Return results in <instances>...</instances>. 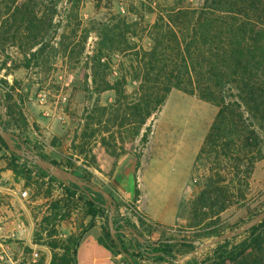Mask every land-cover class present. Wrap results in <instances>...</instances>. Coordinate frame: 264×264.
Listing matches in <instances>:
<instances>
[{"label": "trees", "instance_id": "obj_1", "mask_svg": "<svg viewBox=\"0 0 264 264\" xmlns=\"http://www.w3.org/2000/svg\"><path fill=\"white\" fill-rule=\"evenodd\" d=\"M91 1L98 13L105 2H113ZM118 2L117 13H102L100 18L82 23L79 19L82 0H0V36H6L13 44L17 41L24 69L49 51L68 60H79L85 55L83 65L89 73L91 91L114 95L109 106L95 104L83 114L82 143L77 147L80 151H76L75 136L71 154L64 163L40 152L36 154L92 183V174L75 168L73 162L84 157L81 160L84 165L99 168L97 156L87 161L83 147L102 129L109 133L116 126L118 138L120 131L129 138L127 145L118 149L116 145L111 150L104 149L110 157V169L102 174L109 179L117 160L132 151L135 139L139 138L142 146L148 143L147 123L160 112L171 91L195 95L217 109L194 160L195 165L203 163L210 173L190 208V227L201 228L204 233L191 238L166 237L171 229L138 217L139 227L144 231L159 232V239L150 241L129 220L116 215L113 220L116 230L124 223L145 243L139 244L118 232V242H114L99 194L89 192V197L75 185L65 186L33 164L28 169V161L9 153L1 138L0 151L8 153L5 170L14 176L35 172L49 183H57L65 199L82 202L90 219L85 230L93 226L95 218H101L102 240L116 253L126 255L134 263L140 259L175 264L177 254L185 256L195 246L170 241H195L221 234L215 229V219L229 205L245 201L251 170L257 161L264 159V0H201L197 7L186 0ZM91 37V48L86 51ZM114 57L120 59L115 68ZM112 74L116 75L113 79ZM128 82L136 85L130 95L125 91ZM9 99L7 92L4 99L7 119L0 117L6 131L13 127ZM106 139L99 138L102 147L108 146ZM110 139L116 141L114 135ZM136 159L137 165L139 157ZM225 168L228 170L224 175ZM110 195L117 210L121 203L114 194ZM138 197L135 188L134 202ZM61 202L49 206L54 211V220L64 219L59 213ZM81 235L59 241L54 234H48L49 239H54L47 243L48 264H75V249ZM242 235L245 237L238 242L235 240L241 235L214 245L211 255L198 264H264V221Z\"/></svg>", "mask_w": 264, "mask_h": 264}, {"label": "rangeland", "instance_id": "obj_2", "mask_svg": "<svg viewBox=\"0 0 264 264\" xmlns=\"http://www.w3.org/2000/svg\"><path fill=\"white\" fill-rule=\"evenodd\" d=\"M118 1L113 0L109 4L105 2L102 11L98 13L91 0H82L79 6V19L85 23L89 19L100 18L102 13H117L120 8ZM186 1L193 7L201 4V0ZM149 21L151 22L152 18H149ZM9 40L6 36H0V94L4 101L8 92L9 106L13 109V127L12 130L7 131L17 135L19 139L21 137V142L25 141L26 148L34 153L40 152L49 159L64 163L66 157L71 154V143L75 136L76 151H80L77 147L82 143L80 129L85 111L90 110L95 104L99 107L109 106L114 102V95L111 92L95 94L91 91L89 73L83 65L85 55L79 60H68L49 51L37 63L31 62L29 67L24 69L21 66L17 41L13 44ZM91 44L92 37L87 42L86 51L90 50ZM118 62H120L118 57L112 59L113 68ZM115 76L112 74L111 79ZM135 86L134 83L128 82L125 87L126 93L132 94ZM216 111L215 106L200 100L195 95L189 96L173 90L160 112L147 123L150 124L148 143L142 146L137 138L132 151L125 154L131 156L129 168H140L141 161L153 162L146 170L144 178L149 192L158 185L173 199L187 186L179 206L176 227L167 231L166 237L191 238L204 233L201 228L190 227V208L210 173L209 168L203 163L195 165L194 160ZM117 130L116 126L110 129L109 133L102 129L101 133H97L83 147L87 161L90 162L92 157L97 156L96 164L99 168L84 165L81 161L84 157L73 162L75 168L90 172L93 176L92 183L110 194H114L112 184L108 181L110 178L102 174L110 169L108 162L110 157L104 149L111 150L115 145L118 149L121 145H127L129 138L124 131H120L121 138H118ZM111 135H114L115 142L111 141ZM100 137L107 138L108 146H101ZM136 156L139 157V161L136 165V159L134 165L133 158ZM7 164L8 153L1 150L0 166L5 168ZM26 166L28 169L33 168L29 162ZM76 170L78 174L81 173V170ZM224 170L222 172L225 175L228 169ZM247 182L245 201L229 205L219 218L215 219V229L225 233L239 228L264 209V159L255 163ZM0 186L26 191L27 196L22 201L28 209L27 217L17 202L0 207L1 228L15 233V228L18 229L16 226L22 224L23 231H28L29 227L32 229L29 246L24 245L22 234L19 237L2 239L0 264H46L47 260L49 263L50 251L47 243L54 239H49L48 234H54L56 240L65 241L69 236H80L90 220L86 216L82 202L74 198L65 199L57 183L44 181L35 172L18 176L10 172L9 178L0 177ZM0 198L4 196L0 194ZM58 200L62 201L59 213L64 219L54 220L52 218L54 211L50 210L49 206ZM8 215L11 217L5 221L3 218ZM4 223L8 225L3 227ZM140 229L150 241L160 236L155 230ZM244 237L241 234L235 242ZM212 238L214 237L195 241L204 243ZM213 246L185 255L183 264L200 263L211 255ZM43 247L47 252L42 250Z\"/></svg>", "mask_w": 264, "mask_h": 264}, {"label": "crops", "instance_id": "obj_3", "mask_svg": "<svg viewBox=\"0 0 264 264\" xmlns=\"http://www.w3.org/2000/svg\"><path fill=\"white\" fill-rule=\"evenodd\" d=\"M129 155H124L118 159L116 168H114L112 177L108 180L112 184V191L115 197L120 203L127 204L130 208L125 212L124 218L129 220L132 224L136 226L139 231L138 217L143 218L147 223L151 222L158 224L160 227L166 229H173L176 227L178 221V210L180 203L182 202L185 190L179 193L175 198H171L164 189L156 185L150 192L146 187L145 183V173L149 166L153 163L151 160L146 161L145 163H140V168H129L130 165ZM134 165L136 163V158H133ZM0 172V177L9 178V170L2 168ZM44 181H47L46 178H43ZM189 181V179H188ZM135 188L139 191V197L134 202V192ZM7 187L0 186V194L4 198H0V207L2 208L5 204L12 202H17L20 205V208L23 210L25 215L28 217V209L23 204V201L17 200L15 197L11 196L7 192ZM47 199H44L46 201ZM11 216H5L3 219L7 221ZM12 223V221H11ZM103 222L102 219L97 217L94 219L93 226L88 228L81 235L80 242L75 249L74 263L75 264H130L127 257L118 254L114 251L113 248L109 246L107 242L102 240L101 226ZM7 223H4V226H7ZM15 228L16 232L6 231L4 228L0 230V242L2 239H9L11 237H19L23 235L25 240L24 245H31L29 242V235L32 229L29 227L28 231H23V225L19 224ZM27 227V226H26ZM142 232V231H141ZM143 234V233H142ZM144 235V234H143ZM145 239H149L148 236L144 235ZM158 238L153 239L152 241L158 240ZM44 251L45 248L43 247ZM185 260L184 256L177 257L175 264H183ZM132 262V260H131ZM48 260L46 261V264ZM133 264H167L165 262H154L152 260H140L137 259Z\"/></svg>", "mask_w": 264, "mask_h": 264}, {"label": "water", "instance_id": "obj_4", "mask_svg": "<svg viewBox=\"0 0 264 264\" xmlns=\"http://www.w3.org/2000/svg\"><path fill=\"white\" fill-rule=\"evenodd\" d=\"M0 117L2 120H6V114H5V107H4V101L3 97L0 94ZM0 138L5 144L7 150L9 153L14 154L17 157L23 158L29 163L33 164L38 169L45 172L47 175L53 177L57 181L62 182L65 186H69L70 184L75 185L80 192H83L87 196L90 197L89 192H94L99 194L102 199L103 203L101 206L107 210V226L110 233L111 238L114 240V242H118V239L116 237L117 232L132 239L133 241H136L139 244H144L145 240L131 227L125 225L122 223L121 229L116 230L114 228L113 220L117 215L116 211V205L115 202L110 195V193L104 191L99 186L89 182L88 180H84L77 175L54 165L53 163L43 160L40 158L36 153H34L32 150L26 148L24 143L21 142L19 137L9 131H6L3 129L1 123H0ZM264 221V209L260 211L258 214H256L252 219L245 222L242 226L239 228H236L234 230H230L225 233H221L218 236L210 239L207 242H200V241H190V240H172L171 243L179 242V243H188L195 246V249L192 253H194L196 250H200L206 247H210L213 245H216L218 243H221L226 240H231L233 238H236L240 236L241 234L246 233L253 227L257 226L259 223ZM156 245V244H155ZM127 257L126 255H124ZM128 258V257H127ZM130 264H133L131 260L128 258Z\"/></svg>", "mask_w": 264, "mask_h": 264}, {"label": "built area", "instance_id": "obj_5", "mask_svg": "<svg viewBox=\"0 0 264 264\" xmlns=\"http://www.w3.org/2000/svg\"><path fill=\"white\" fill-rule=\"evenodd\" d=\"M7 192L15 197L17 200L19 201H22L26 198L27 196V192L26 191H16L14 189H11V188H7ZM130 208V206H128L127 204H123L121 203L118 207V209L116 210L117 211V216L119 218H124L125 216V212ZM0 230H1V226H0Z\"/></svg>", "mask_w": 264, "mask_h": 264}]
</instances>
